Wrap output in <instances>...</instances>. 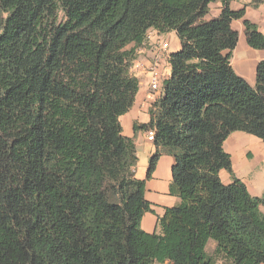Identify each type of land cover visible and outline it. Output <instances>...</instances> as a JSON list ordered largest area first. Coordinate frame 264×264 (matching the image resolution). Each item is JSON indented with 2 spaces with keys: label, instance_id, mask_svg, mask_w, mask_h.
<instances>
[{
  "label": "trees",
  "instance_id": "obj_1",
  "mask_svg": "<svg viewBox=\"0 0 264 264\" xmlns=\"http://www.w3.org/2000/svg\"><path fill=\"white\" fill-rule=\"evenodd\" d=\"M214 1L0 0V264L264 263V194L248 192L223 148L235 130L264 142V59L254 85L234 71L231 22L242 19L253 49L264 34L230 0L204 20ZM149 29L174 31L180 48L148 122L133 124L154 132L138 178L119 117L134 103L129 66ZM162 153L174 158L179 202L149 233L145 183Z\"/></svg>",
  "mask_w": 264,
  "mask_h": 264
},
{
  "label": "crops",
  "instance_id": "obj_2",
  "mask_svg": "<svg viewBox=\"0 0 264 264\" xmlns=\"http://www.w3.org/2000/svg\"><path fill=\"white\" fill-rule=\"evenodd\" d=\"M250 3L251 0L229 1L232 9H239L245 6L244 18L254 22L258 29L264 34V9H260L264 2L256 7L252 6ZM221 9V0L211 2L209 4L208 13L204 16V20L217 17ZM231 25L233 26L232 28L238 32V42L233 51L236 49L237 45L241 44L245 48L246 55H240V57L236 58L235 62H233L232 54L230 64L239 76L246 79V81L251 85H254L256 81V65L260 60L264 59V50L253 49L247 45L242 19L233 20ZM150 30L151 32H157L154 29ZM148 42L151 44L152 39H149ZM131 45L132 44L129 46ZM157 51L158 48L155 45H151L150 48L140 46L136 50V57L140 60H147L154 57ZM165 52L166 54L169 53L167 49H161V54ZM163 71L166 73L168 72L166 68ZM148 91L149 88L146 86L145 81L142 85L139 84L138 91L131 108L119 117L122 134L128 137H133L137 156L142 153L147 159H149L150 155L153 153L155 145L152 141L147 139L145 131L138 130L135 132L133 124L146 123L149 120V108L151 101L148 97L151 95ZM138 94L139 96L137 99ZM223 147L225 151L230 154L231 159L236 156L243 160V165H233L232 170L234 175L244 181L246 187L253 196L261 195L264 192V142L252 134L235 132L228 136V138L224 141ZM173 162L174 158L172 155L162 153L156 163L152 176L146 180L144 197L150 203L153 210L152 212H145L140 220V227L146 232L150 233L157 231L158 216L163 215L166 207L174 206L179 202V198L177 196L169 193V184L172 179L171 166ZM219 174L224 183H229L232 179L228 172L227 175L222 171H220ZM136 176L138 178H144L145 173L143 170L139 173L136 170ZM260 211L264 213V204L260 205ZM215 245L216 243L212 245L211 250L214 249ZM208 247L209 246H206L207 250Z\"/></svg>",
  "mask_w": 264,
  "mask_h": 264
},
{
  "label": "rangeland",
  "instance_id": "obj_3",
  "mask_svg": "<svg viewBox=\"0 0 264 264\" xmlns=\"http://www.w3.org/2000/svg\"><path fill=\"white\" fill-rule=\"evenodd\" d=\"M260 9H264V4L261 5ZM57 17H58V21L64 20V14H63V11L61 9L58 10ZM146 36H147V39H146L145 44L143 46H146V48L147 47L150 48L151 45H155V46H157L158 51L154 57H151L147 60H144V59L140 60L138 57L135 56V58L130 63L129 71L131 74H133L137 78L140 85H142V83L145 81L146 86L149 88L148 92L151 95L148 97V99L151 101L150 102V106H151V104L157 99V97H159V89L155 90L149 86V79H150L149 67H150V65H153V67L157 68L160 72L162 71L163 74H166L163 71L166 68V70L168 71L167 74H169L170 69H169V65L167 62L168 56H167L166 52L161 54V49H163L162 45L164 42L167 43L168 47H166L165 49H167L168 52L177 51L180 48V40L174 31H170V32H166V33H158V32H151V30L149 29L147 31ZM149 39H152L151 44L148 42ZM160 47H161V49H160ZM232 54H233V62H235L236 58H239L240 55H246L245 48L241 44H239V45H237L236 49L233 51ZM162 78H163V76L161 77L160 85H162ZM138 96H139V94L137 95V99H138ZM235 132H243V131L235 130V131H232L230 134H233ZM244 133H246V132H244ZM223 144H224V142H223ZM137 157H138L137 165H136L137 172L139 173L143 170L144 173H146L149 159H147L145 157V155L142 153H140ZM231 162H232V167H233V165H236V166L243 165V160H241L239 157H236V156L232 157ZM220 171L224 172L227 175V171H225V170H220ZM247 190H248V188H247ZM248 192L250 193L249 190H248ZM263 194H264V192L259 196H262ZM214 243H215V241L212 239H210L208 241V243H207L208 244L207 246H209L208 251L211 250L212 245ZM155 264H161V263H155ZM163 264H170V262L166 261ZM218 264H226V263L223 261H219ZM260 264H264V263H260Z\"/></svg>",
  "mask_w": 264,
  "mask_h": 264
},
{
  "label": "built area",
  "instance_id": "obj_4",
  "mask_svg": "<svg viewBox=\"0 0 264 264\" xmlns=\"http://www.w3.org/2000/svg\"><path fill=\"white\" fill-rule=\"evenodd\" d=\"M167 46V43H163L162 45V48L165 49ZM169 65V64H168ZM149 72H150V79H149V86L152 88V89H159V97L161 96L162 92H163V80L169 75L167 74H163V72L159 71L157 68L153 67V65H150L149 67ZM163 76L162 78V85H160V80H161V77ZM158 98V97H157ZM146 136H147V139L152 141L153 140V137H154V132L153 130H147L146 131Z\"/></svg>",
  "mask_w": 264,
  "mask_h": 264
}]
</instances>
